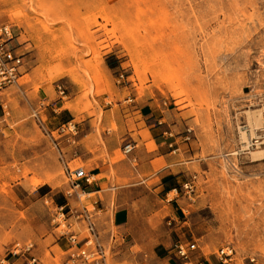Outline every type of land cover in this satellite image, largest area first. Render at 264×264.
Instances as JSON below:
<instances>
[{"label": "rangeland", "instance_id": "1", "mask_svg": "<svg viewBox=\"0 0 264 264\" xmlns=\"http://www.w3.org/2000/svg\"><path fill=\"white\" fill-rule=\"evenodd\" d=\"M0 22L19 43H30L19 50L23 56L34 51L41 62L75 59L68 73L84 107L92 76H100L108 92L116 85L139 99L161 96L176 111L182 143L180 239L195 241L194 251L204 255L230 247L226 264H264V0H0ZM105 54L109 70L99 66ZM27 60L16 83L0 91L7 112L0 113V256L3 245L32 242L36 233L49 245L65 231H84L67 207L56 216L36 194L37 186L48 185L62 197L68 180L31 116L30 89L37 84L24 90ZM140 196L136 218L168 226L161 201ZM67 198L71 209L86 204L85 195ZM49 250L44 264L65 260L56 245Z\"/></svg>", "mask_w": 264, "mask_h": 264}, {"label": "crops", "instance_id": "2", "mask_svg": "<svg viewBox=\"0 0 264 264\" xmlns=\"http://www.w3.org/2000/svg\"><path fill=\"white\" fill-rule=\"evenodd\" d=\"M18 38L14 32L10 44L19 53L30 43H19ZM108 57L105 54L99 63L103 70L110 69ZM23 58L31 63L27 71L30 81L24 90L30 89L32 82L37 84L35 91L30 89L33 92L31 105L39 108L37 114L44 127L52 130L66 121L76 125L74 143L60 141L59 145L64 162L70 168H82L90 176L89 183L82 179L79 183L86 195L84 205L93 204L95 208L92 221L100 243L109 247V264H177L170 247L176 238L182 241L176 226L180 214L176 207V183L182 176L176 175V165L180 164L182 143L176 136L174 108L168 107L166 101L155 94L139 99L134 93H123L116 85V92H108L100 76L91 77V92L86 97L89 106L84 107L79 86L68 73L75 66L71 55L41 62L40 55L32 51L22 55ZM38 65H43L41 75L35 71ZM21 67L18 78L22 75ZM57 85L66 89L62 96L56 91ZM125 143H129L131 149L123 154L121 147ZM48 188V185H39L36 191L39 198L49 202L48 211L53 206L68 203L64 193L55 198L58 190ZM169 194L172 196L167 198ZM140 195H151L161 201L168 226L157 228L148 223L145 216L136 218V211L142 210L143 197ZM79 231L75 235L77 245L83 235L82 230ZM71 234L73 231L53 239L49 245H45L47 236L34 234L31 243L36 264H44V250L51 251L49 249L55 245L66 254V237ZM12 243L3 245L2 252L5 253ZM192 258L202 264H220L214 254L194 251ZM10 261L26 264L25 257Z\"/></svg>", "mask_w": 264, "mask_h": 264}, {"label": "built area", "instance_id": "3", "mask_svg": "<svg viewBox=\"0 0 264 264\" xmlns=\"http://www.w3.org/2000/svg\"><path fill=\"white\" fill-rule=\"evenodd\" d=\"M14 38L10 26L7 23L0 22V91L16 83L18 76L20 75V67L22 65V55L14 51V47L10 44ZM122 80V73L116 75V82ZM57 93L62 96L63 90L59 85L56 87ZM39 108L33 109L31 116L34 119L37 126L42 130L43 134L49 139L51 146L57 151L58 158L63 168V174L68 180V190L65 191V196L69 197L72 194L77 197L85 195L80 187L79 180L84 182H90V176L86 175L82 168L75 167L70 168L63 160L62 151L59 145L60 141H64L67 144L74 143V136L76 135V125L72 121H66L59 123L52 130H48L44 127L43 121L37 114ZM1 117L7 114L4 104L0 102ZM54 134V135H53ZM131 149L129 143H125L121 147L123 154H126ZM86 197V195H85ZM90 205V206H89ZM89 208L84 204H81L78 210L71 209L68 203L58 205L55 208L58 213L55 215H63V207H67V212L70 213V217L73 218L75 223L81 224L84 228L82 231V241L77 245L76 236L77 233L67 235L68 249L66 252V258L62 264H108L109 247L102 245L97 237V233L94 229L92 217L95 213L93 204H89ZM172 221V220H169ZM68 232L65 231L61 236H65ZM79 233V232H78ZM171 252L174 258L178 261L177 264H202L200 261H195L192 258V252L196 249L195 241L183 242L176 240L171 244ZM33 244L31 242L20 243L13 242L5 251V254L0 256V264H12L10 259L16 257L26 258V264H36L37 259L32 255ZM215 258L220 264H226L232 258V249L226 245L216 249Z\"/></svg>", "mask_w": 264, "mask_h": 264}, {"label": "bare ground", "instance_id": "4", "mask_svg": "<svg viewBox=\"0 0 264 264\" xmlns=\"http://www.w3.org/2000/svg\"><path fill=\"white\" fill-rule=\"evenodd\" d=\"M261 124V123H260Z\"/></svg>", "mask_w": 264, "mask_h": 264}]
</instances>
